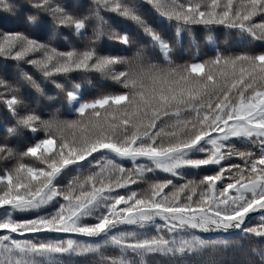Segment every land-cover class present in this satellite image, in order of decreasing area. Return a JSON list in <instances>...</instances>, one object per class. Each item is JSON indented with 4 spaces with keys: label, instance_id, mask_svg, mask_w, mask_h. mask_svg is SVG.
<instances>
[{
    "label": "snow or ice",
    "instance_id": "1",
    "mask_svg": "<svg viewBox=\"0 0 264 264\" xmlns=\"http://www.w3.org/2000/svg\"><path fill=\"white\" fill-rule=\"evenodd\" d=\"M0 264H264V0H0Z\"/></svg>",
    "mask_w": 264,
    "mask_h": 264
},
{
    "label": "trees",
    "instance_id": "2",
    "mask_svg": "<svg viewBox=\"0 0 264 264\" xmlns=\"http://www.w3.org/2000/svg\"><path fill=\"white\" fill-rule=\"evenodd\" d=\"M83 2H87V0H83ZM214 39L216 40V43L221 47L224 48L227 46V41L229 38H227L225 35L221 34L218 38L214 35ZM234 39V38H233ZM85 87H89L88 84L85 85ZM204 238L205 239H214L216 238L215 234H204ZM234 255L236 260L241 259V256L238 252L236 253H230V257ZM219 257H217L214 253L211 252V250H209L208 252L205 253V255L201 258H199L202 261H206V262H210L213 259H218ZM255 259H257L258 261V257H256Z\"/></svg>",
    "mask_w": 264,
    "mask_h": 264
}]
</instances>
